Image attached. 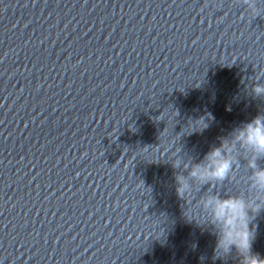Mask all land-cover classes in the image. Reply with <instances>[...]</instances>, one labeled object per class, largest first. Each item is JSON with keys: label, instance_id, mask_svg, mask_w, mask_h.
<instances>
[{"label": "clouds", "instance_id": "1", "mask_svg": "<svg viewBox=\"0 0 264 264\" xmlns=\"http://www.w3.org/2000/svg\"><path fill=\"white\" fill-rule=\"evenodd\" d=\"M250 14L255 17L264 13L259 7V0H242ZM252 92L264 96V84H254ZM239 145L244 151H250L252 158L247 165L251 169L249 177L250 194L229 195L222 197L212 192L202 196L197 202L205 222L210 224L217 237L216 252L230 254L233 248L240 257V264H264V258L252 251L254 232L249 224L253 219L250 213H257L264 208V167L257 161L264 159V115H257L250 122L233 130L231 141L225 139L219 147H213L200 163L191 164L188 175L178 174L177 193L182 198L190 195L193 183L218 185L225 179H232L238 160L231 155L234 147ZM175 167L180 162H175ZM186 169L189 165H185ZM211 188V187H210Z\"/></svg>", "mask_w": 264, "mask_h": 264}]
</instances>
